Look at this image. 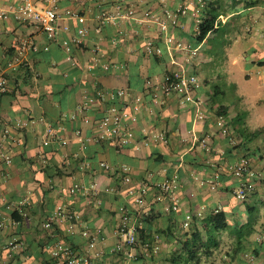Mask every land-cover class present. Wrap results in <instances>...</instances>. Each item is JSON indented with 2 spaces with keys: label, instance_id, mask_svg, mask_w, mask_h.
<instances>
[{
  "label": "crops",
  "instance_id": "1",
  "mask_svg": "<svg viewBox=\"0 0 264 264\" xmlns=\"http://www.w3.org/2000/svg\"><path fill=\"white\" fill-rule=\"evenodd\" d=\"M17 1L0 0V8L11 11ZM204 2L187 0L192 14L175 27L167 18V12L178 6L174 0H56L62 30L54 41L41 27L21 22L13 12L0 19V70L6 71L10 85V93L0 95V147L12 159L11 165L0 161V264H57L59 244L89 256L90 264H173L182 251L179 239L188 229L186 217L193 215L202 229L201 220L218 210L226 211L229 228L212 230L219 246L210 256L202 254L199 264H249V256L258 248L261 253L255 262L264 264V243H255L264 224L262 229L253 224L256 231L245 253L235 252L234 245L236 228L245 225L240 216L258 209L257 219L264 218L257 205L261 202L264 207V99L254 102L249 94L236 93V103L228 105L231 135L224 137L217 132L215 108L210 105L213 89L203 70L208 57L199 54L191 60V69L202 81L193 93L202 101L201 108L162 91L166 73L177 66L170 53H156L167 36L159 22L200 51L214 35L198 46L190 42L197 28L193 12H201ZM209 2L226 10L220 16L225 43L246 41L254 57L247 54L248 48L237 50L253 64L264 66V0ZM80 29L86 31L82 37ZM233 31L247 37L227 38ZM15 40L39 48V53L28 51L22 57L21 67H9ZM173 55L181 63L190 60L189 54L174 51ZM123 103L130 115L126 129L133 137L119 148L98 139V125ZM48 128L56 130L59 141L47 149L41 144ZM242 156L250 157L259 174L256 191L245 203L234 197L240 180L231 176L230 168ZM84 163L86 170L79 169ZM102 164H108L109 170ZM171 179L179 182L175 200L159 187ZM130 187L144 192L141 205L128 195ZM60 206L74 219L63 218L46 229L44 224ZM122 208L132 214L130 222L140 216L143 242L159 246L150 257H128L121 233ZM143 216L150 220L145 222ZM227 242L230 247L224 251ZM11 244L21 246L11 250L17 255L14 261L6 249Z\"/></svg>",
  "mask_w": 264,
  "mask_h": 264
},
{
  "label": "built area",
  "instance_id": "2",
  "mask_svg": "<svg viewBox=\"0 0 264 264\" xmlns=\"http://www.w3.org/2000/svg\"><path fill=\"white\" fill-rule=\"evenodd\" d=\"M76 3H84L86 0H73ZM181 8V7H180ZM186 9L183 10V14H186ZM11 12L15 14V17L23 23L35 24L42 28V30L47 34L49 40H56L59 36L62 27L60 26V21L62 16L58 10V5L56 0H18L16 6H14L11 11L2 10L0 8V19H8ZM167 18L171 24H175L177 14L168 11ZM78 20L82 23L84 19L79 18ZM163 30L167 34L165 38V43L168 46V50L172 59V63L178 66L175 70L173 76L167 75L165 81L163 82L162 89L167 94H178L185 97L188 101L195 104L197 108H201V103L197 102L193 93H195L201 86V79L192 75L185 67L184 63L176 60L173 55L174 51L191 56V59H195L198 56L199 50L193 49L189 44L182 42H175V40L169 37L168 27L165 22H159ZM64 30H68V27H64ZM86 31L80 29L78 31L79 36H84ZM80 40V39H78ZM79 42V41H78ZM63 45L70 50L69 43L67 41L63 42ZM46 48L45 50H47ZM29 50H34V52L39 51V48L29 42L23 44L20 55L17 56L16 60L9 64V67H13L16 64L22 62V56L24 57L25 52ZM189 61V60H188ZM261 82L264 86V74L261 78ZM9 80L5 70H0V92L6 93L9 88ZM118 95L121 98L125 97V92L120 91ZM128 106L125 103L117 108H113L110 115L104 117L98 125V139L103 141H108L114 144V146L122 148L126 146L130 139H132L133 134L131 131L126 129L127 120L130 115L128 113ZM9 131L5 130V134L8 135ZM52 128L47 129V137L44 140L45 144H49L52 140L51 136H54ZM56 137V136H55ZM0 161L5 162L7 165L12 164L11 156L7 154L3 147H0ZM105 170H109L110 166L108 164H102ZM84 167V165H83ZM82 167V168H83ZM231 172L237 180L241 181L240 188L237 191V197L244 199L248 192L255 189L256 180L259 178V174L254 172L251 168V160L247 156L240 157L233 166L230 167ZM161 192L164 196H168L172 200L176 199V193L179 191V182L177 179H171L163 182L159 185ZM77 190L74 189L72 193H76ZM128 195L133 199L134 204H142L144 192L138 191L134 188L128 190ZM178 203V202H176ZM124 209V210H123ZM176 209V204L174 206ZM125 211V208H122ZM67 219L72 221L74 215L68 212L63 207H58L55 212L49 217L48 221L44 224L46 229H52L56 222L61 219ZM192 221V216L188 215L186 217V222L184 226L188 228ZM121 233L124 238V247L127 250V255L131 259H136L139 256L150 257L151 253L158 251L160 248L157 245H150L149 243L140 244L139 242V227L137 220L130 222L128 218H124L121 225ZM11 250L13 252L17 251L21 246L18 244H11ZM122 247V246H121ZM123 248V247H122ZM55 258L58 259L57 264H90V257L83 256L77 251L72 249L68 245L59 244L55 251Z\"/></svg>",
  "mask_w": 264,
  "mask_h": 264
},
{
  "label": "trees",
  "instance_id": "3",
  "mask_svg": "<svg viewBox=\"0 0 264 264\" xmlns=\"http://www.w3.org/2000/svg\"><path fill=\"white\" fill-rule=\"evenodd\" d=\"M174 1L178 3V6L175 7L174 9H171L170 11L174 12L175 14H177V18H176L177 22L174 24L175 27H176V26H178V23L181 20L183 21V18H185L189 14H192L191 13L192 9L190 7V5H191L190 3L186 4L187 0H174ZM204 1H206V2H204L205 4L203 5L204 9L201 10V12L200 11L199 12H197V11L193 12V13H196L195 14L196 18H195V23L194 24L197 25V28L194 30V36H190V37L193 38V39L192 38L190 39V42L192 41L197 46L203 44L211 35L216 34V33H218L220 31V26L223 24L220 16L226 14V10L224 9L222 4L221 5H219V3H214L213 4V3L209 2L210 0H204ZM185 8H187L186 12H185L186 14H183V10H185ZM169 37L173 38L175 40V42H182L181 40L175 38V36H173L171 33H169ZM50 41H54V40H50ZM25 42H27V41H25ZM25 42L20 43V42H18L16 40L13 42V45H12V47L10 49V54H11L10 60H11V62L12 61L14 62L16 60L17 56L20 55V52H21L22 47H23V44ZM32 44H34V43H32ZM34 45H36V44H34ZM189 45L193 49H197V47H193L192 44H189ZM160 47L163 48V49L158 48L157 52H156L157 55H164V52H166L169 55L168 46L165 43V41L163 42V45L160 46ZM29 51L30 52H34V50H29ZM27 52H25V54ZM35 53H39V51H37ZM186 54H188V53H186ZM158 59H159V56H158ZM191 60L193 61V59H191V56H190V60L189 61L185 60V62H184L185 67L192 75H196V76L199 77L198 72H196V70H193V68L191 69V64H192ZM24 64H25V62L22 61L20 63V67L23 66ZM177 69H178V66H177ZM177 69H175V70H177ZM175 70L168 71L166 73L165 77H164V81H165V78H166L167 75L173 76V74L175 73ZM7 76H8V74H7ZM200 88L197 91H199ZM162 91L165 93V91L163 89H162ZM9 93H10V85H9V88H8L7 92L6 93H1L0 92V95L4 96V95H7ZM221 94H222V91L219 88H217V87L214 88L213 89V95L211 96V104L210 105L213 108H215V113H214L215 123H217V125L219 126L217 132H219V134H221L224 137H228V136L231 135L230 134V128H229L230 121L228 119V109H229V107H228V104H225L224 102L221 103L219 101ZM179 96H182V95H179ZM194 99L197 102H200L201 106H202L203 103H202L201 100H199L197 97H194ZM54 131L56 132V130L53 129V132ZM52 137H54V138H52ZM51 138H52V140L50 141L49 144H45V142H42L41 147H43V148L51 147L50 145H52L54 143L56 144V142L59 141L58 140L59 137L57 136L56 133H55L54 136H51ZM100 141H102V140H100ZM49 151L50 150H47L46 153H48ZM225 154H227V153L225 152ZM247 158L250 159V157H248V156H247ZM80 162H78V163L80 164ZM228 164H226V165H228ZM83 165H84V167H83L82 170H84V169L86 170V167H85V166H87L86 163H84ZM82 166L78 165L79 169L82 168ZM251 168H252V163H251ZM57 173L60 174V170H57ZM231 176L234 179H236L234 177V175L232 174V172H231ZM240 185H241V181L239 182L237 187L234 189V197L238 201H240L242 203H245V202H247L246 200L249 199L250 195L253 194L256 191V184H255V189L253 191H251V192H248V194L246 195V197L244 199H240V198L237 197V191L240 188ZM60 207H63V206H60ZM257 212H258V209L256 211H253V213H257ZM70 213H72V212H70ZM121 213H122V215H124V218H129L132 215L131 213H128L126 209H125V211L121 210ZM191 216H192V221L190 223V226L188 227V229L183 231V235H181L180 236L181 238L179 239L182 251L180 252L179 255L175 256V258L172 259V263L173 264H180V263H187V264L195 263V264H199V262L201 261V257H202L201 255L202 254H205V256H210V255L213 254L212 250L219 246V242L217 241L216 236L213 235L212 230H214V231H225V230H227L229 228V218H228V215H227L226 211H224V210L213 211V212L209 213L205 218H203V220H201L202 216H201V214H199V217L201 216L200 220H201L202 229L198 227V225L200 223L196 224V222H195V220L193 218L194 216L193 215H191ZM145 217H147V216H143L145 222L150 220V218L147 217L145 219ZM124 218L122 219V222L124 221ZM16 220L17 221H21V218L16 219ZM141 221L142 220L140 219V216H139L137 218L139 229H140V223L142 224ZM192 224H193L194 227H192ZM121 225H122V223H121ZM246 226H248V227L251 226V228L249 227V229L247 230V232L245 234V235H248V238L250 239L252 233H254L256 230L253 227V225H246ZM246 226L244 225L242 227H246ZM262 232H263V234H261ZM258 233H259V235L256 237L255 243L262 244V243H264V229H262ZM204 234H206L208 239H209V242H207V243H205V241H204V236H205ZM242 235H243L242 233H236L237 241L234 244L235 248H236L235 252L241 251V250L244 249V245H242V238H241ZM139 239H140L139 242H141L140 244L145 243V242H143L144 239H143L142 235H141V237H139ZM6 249L8 250V254L9 255L11 254L13 256L11 259L14 261L16 259L17 255H13L12 254L13 252L11 251V247L10 246H8ZM260 253L261 252H260L259 248L255 249V251L252 253V255H250L249 258H248L249 264H256L255 257H258L260 255Z\"/></svg>",
  "mask_w": 264,
  "mask_h": 264
},
{
  "label": "rangeland",
  "instance_id": "4",
  "mask_svg": "<svg viewBox=\"0 0 264 264\" xmlns=\"http://www.w3.org/2000/svg\"><path fill=\"white\" fill-rule=\"evenodd\" d=\"M241 30V29H239ZM233 31V34H227V38L231 37L234 41V37L241 38L247 37L246 34H242L239 31ZM225 29L224 26H220V31L210 37L204 46H202L198 55L201 54L204 57L209 58V62H205L203 65V70L205 71V76L210 80L211 88H219L222 91L220 96V102L228 105H233L236 103V93L242 92L244 94H249L252 101L257 102V98L264 99V86L261 82V78L264 74V66L260 67L257 64L252 63V59L246 58L244 51H238L237 49H249V55L254 57L252 45L247 44L246 41L240 40L238 44H233L234 46H229L225 43ZM229 47H232L233 51ZM198 57V56H197ZM196 57V59H197ZM229 70V73H228ZM233 72L234 74H231ZM249 74L250 78L247 79L245 76ZM238 87V89L236 88ZM264 188V187H263ZM261 202H257L261 211L264 213V207H261ZM248 205V203H247ZM258 213L245 212L240 218H245L243 222L246 225H253L257 223V229H262L263 221H259ZM243 222L240 224L242 225ZM251 228V226H249ZM248 226L236 228L237 233H242V245H246L249 241L248 235H245ZM263 234V232L261 233ZM233 245V243H232ZM230 244L227 242L224 244L225 249L229 248ZM245 249L241 250L242 254L245 253ZM234 256V255H232ZM256 261V259H255Z\"/></svg>",
  "mask_w": 264,
  "mask_h": 264
}]
</instances>
